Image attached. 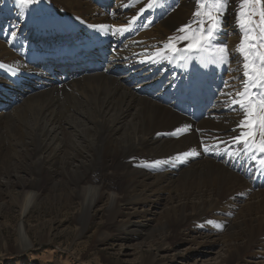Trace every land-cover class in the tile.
Here are the masks:
<instances>
[{
    "label": "bare ground",
    "instance_id": "obj_1",
    "mask_svg": "<svg viewBox=\"0 0 264 264\" xmlns=\"http://www.w3.org/2000/svg\"><path fill=\"white\" fill-rule=\"evenodd\" d=\"M145 2L0 0V215L19 208L24 244L13 248L0 233V254L34 243L28 217L40 201L75 197L83 237L103 197L112 214L95 236L130 242L126 249L142 250L149 264H187L195 254L203 264H216L210 255L257 264L248 252L264 249V174L247 156L225 155V144L201 146L216 145L213 137L231 144L239 132L232 129L241 115L223 105L220 90L224 81L238 90L242 78V0H228L212 53L210 46L185 50L183 40L180 51L165 50L180 23L195 26L196 0H159L138 16ZM218 45L227 46V63ZM182 56L196 64L185 67ZM178 128L187 130L171 135ZM189 150L199 155L177 158ZM52 230L38 234L51 240Z\"/></svg>",
    "mask_w": 264,
    "mask_h": 264
},
{
    "label": "snow or ice",
    "instance_id": "obj_2",
    "mask_svg": "<svg viewBox=\"0 0 264 264\" xmlns=\"http://www.w3.org/2000/svg\"><path fill=\"white\" fill-rule=\"evenodd\" d=\"M18 2L21 5H31L37 0H18ZM262 2L264 0H242L240 12L236 14V23L242 30L241 41L237 46V51L243 58L242 78L238 90L229 81H224V88L220 90V95L226 97L222 101L223 105L229 111H238L241 115L236 128L232 129L233 133H236L237 130L239 132L229 138L231 144L219 137H213L217 140L216 145L209 146L202 140L201 146L204 151H209L211 148H218L220 144H225L227 145L224 149L225 155L232 159H238L241 155L247 156L254 164H258L259 171L264 174V9L259 11V19L257 20L256 10L244 7V5H255ZM158 3L159 0H146L145 5L140 7L138 16L155 8ZM196 3L198 7L193 16L197 19H194L191 23H195L197 28L191 29L190 24L178 28L177 32L181 35L169 37V43L165 45V50L180 51L177 43L181 40L187 41L185 50H199L202 47L211 46L216 41L222 30V21L228 6V0H196ZM201 16L205 19H199ZM136 19V16L132 18L133 21ZM92 27L96 28L100 34L110 31L108 26L104 25H93ZM186 30H190L191 35H185ZM115 34L113 32V35ZM15 36L16 33L12 32L11 37L15 38ZM216 51L220 60L227 63L229 54L227 46L218 45ZM159 54L160 52L157 53V55ZM147 59L152 60L153 57ZM257 129L261 131L257 132ZM186 130L187 128H178L171 135ZM257 136H259V142H257ZM233 145L239 147L234 148ZM192 155H199V153L189 150L178 153L177 158H187ZM153 163L159 164L161 161H154ZM208 223H213V221Z\"/></svg>",
    "mask_w": 264,
    "mask_h": 264
},
{
    "label": "rangeland",
    "instance_id": "obj_3",
    "mask_svg": "<svg viewBox=\"0 0 264 264\" xmlns=\"http://www.w3.org/2000/svg\"><path fill=\"white\" fill-rule=\"evenodd\" d=\"M177 7L178 6L175 5L176 9ZM252 8L256 10V19L258 20L260 5H252ZM196 10L197 8L195 11ZM194 19L197 18L192 16L190 21L192 22ZM199 19H205V17L201 16ZM180 24L181 25L179 26L181 27L187 24V21L186 23L184 22L183 24ZM192 24L195 25L194 27L193 25L191 27V29L194 30L197 25L195 23ZM185 33H187V30ZM239 42L238 45L240 44ZM208 50H210L212 53L215 49L213 50V48L210 46L207 51ZM239 55L241 54L239 53ZM194 58L192 59L193 61ZM181 59L183 61V65L187 67L188 64H185V57L182 56ZM192 60L190 61V64L195 65L196 63L192 64ZM211 60L212 58L209 61L208 68L215 62ZM62 63L66 64V61H63ZM80 72L94 74L95 70L90 69L88 72L85 68H83ZM16 90L19 91L18 93L25 92L20 89ZM6 105H12V102H7ZM257 130V132L261 131L260 129ZM116 186L118 187L119 185L116 184ZM117 189L120 191V188ZM112 193L115 192L112 190ZM6 197L8 196L6 195ZM73 200V202L69 203H60L55 201L52 197H49L40 201L38 204H35L28 217L30 227L29 233L33 237L34 243L26 245L25 247H21L19 250L11 249L10 251L1 252L0 264H149L145 257L142 258V250H134V247V251L126 249V246H129L128 244L130 242L114 239L108 240L104 243L102 242L103 240L101 238H97L95 236V233H101L96 232V230L100 229L104 231V225L108 219H110L112 214L109 212L111 208L110 201L106 198L102 197L96 203L94 217L90 219L88 225L86 224V233L83 235V237H78V232L75 230V224H79L77 216L80 214L79 212L82 209V204L79 203L75 197ZM19 213V208L13 206L12 210H10L8 214L0 215V233H4L10 239V242L14 245L13 248L24 246V244L19 245L17 240V225L21 222ZM160 217L161 223L165 222V219L162 216ZM202 218H205L204 215ZM234 218H236V215L232 216V220ZM187 221L188 220H186L184 223ZM195 225L196 224H191V227ZM50 227L53 228L51 240H43L42 236L38 233H45L46 231L50 230ZM203 231H205V229H203ZM223 231V233L226 234L230 230L227 231V229H224ZM185 243L187 245V242ZM156 247H158L157 244ZM252 248L251 250L253 251L249 250L248 253L256 255L254 261L256 260L257 264H264V255H262L264 254V249L259 248V246L256 248L255 245L252 246ZM125 250H128L130 254L125 253ZM146 252L147 251H144V255L147 254ZM258 254H260V256ZM209 255L210 254H204L202 259L208 258ZM210 256H212L214 259L211 261L216 264H222L219 258L213 255ZM198 257L200 256L197 254L193 256L191 255V257H188L186 260L187 264H203L204 260H197ZM244 263L245 262H241L240 264ZM253 264H255V262H253Z\"/></svg>",
    "mask_w": 264,
    "mask_h": 264
}]
</instances>
